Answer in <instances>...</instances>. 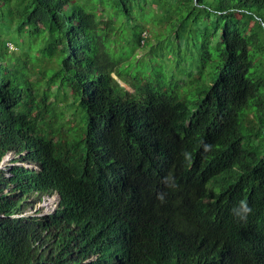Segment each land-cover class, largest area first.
<instances>
[{
  "label": "trees",
  "instance_id": "trees-1",
  "mask_svg": "<svg viewBox=\"0 0 264 264\" xmlns=\"http://www.w3.org/2000/svg\"><path fill=\"white\" fill-rule=\"evenodd\" d=\"M147 10L182 20L185 65L155 80L189 84L192 103L111 53ZM58 54L47 78L35 61ZM70 94L85 131L59 121ZM9 149L39 169H0V264H264V0H0V160ZM33 190L55 210L13 216Z\"/></svg>",
  "mask_w": 264,
  "mask_h": 264
},
{
  "label": "rangeland",
  "instance_id": "rangeland-1",
  "mask_svg": "<svg viewBox=\"0 0 264 264\" xmlns=\"http://www.w3.org/2000/svg\"><path fill=\"white\" fill-rule=\"evenodd\" d=\"M156 13L153 12L152 10H147L144 14H138L135 15V19L131 22L130 27H125L123 30L121 29H115L116 31L114 32L113 36L114 38L119 37V41H121L120 45H122V48L120 49L119 52L115 53L111 50L112 55H114L117 58L120 57H132L129 59V61H134V57H138L142 62L139 64H147V65H134L132 67H129V76H127L129 79H131L132 75H130L133 71V76L136 75L138 72L145 73H152V80L153 84L155 86L159 85V82L161 84L166 83L168 88L175 89L185 100L189 101L192 103V101H195L197 99V92L195 89H191L190 85H184L181 86L177 83H171V85H168V77L166 74L160 78V80H155L156 71H160L159 69L157 70L156 67L158 65H161L165 68V70L170 73L171 70L175 71L176 75H180V72L178 68L181 65H185V60L183 59V55L180 53V58L183 60H180L178 55L179 53L177 50L174 48L179 47V45H182L185 43L178 42V41H172L170 39L171 30L176 29L175 25L178 24L182 20H177L175 18H172L169 20H166L167 18L160 19V18H154V15ZM119 23H127L125 19H119ZM186 25L192 24L191 21L185 22ZM185 27H181V30ZM120 30V32L118 31ZM142 30V36H143V41L140 46L137 44L136 36L140 33L139 31ZM135 32H139L137 35H135ZM119 34V36H118ZM185 39L189 42V45L191 47V50L193 52H198V47H200L201 42H200V37L199 33L196 32L195 30H189L184 32ZM8 38V36H4ZM177 40V39H176ZM22 40H20L21 43ZM144 42L146 43L145 46ZM11 48L17 49L16 44L13 42L9 43ZM26 45V44H24ZM173 49V50H172ZM118 50V48H116ZM17 51V50H16ZM26 52H24V56H26ZM48 60L46 59V62L44 61V65L41 64V62H36L35 63L40 65L41 72H43L47 78H52V76L57 75L62 66L59 60V54L50 58L48 57ZM201 58L199 57V60ZM201 61V60H200ZM28 63H30V59L28 60ZM122 63V62H121ZM137 66V67H136ZM136 67V68H135ZM134 69V70H133ZM165 73V72H164ZM113 76H116L117 73L114 71L112 73ZM150 75V74H149ZM35 77L37 76L36 74L34 75ZM132 80V79H131ZM181 83L183 80L180 81ZM55 86H59L61 88V93L63 94L64 92L68 93L69 91H72L66 82V77L65 73H61L54 79ZM129 91L133 92L134 87L129 85L127 87ZM54 99V98H53ZM67 101L71 102L70 104V109H64V107H60L62 109V113H58L60 116V122L64 124V127L66 129L71 130L72 127L76 126L75 124L77 123V128L78 129H83L85 131V120L86 116L84 114V110L78 105V101L75 99L73 94H70L68 96ZM63 101H59V104H63ZM56 112H59V108L55 109ZM57 119V118H56ZM27 151L25 149L23 150H15V149H9L7 152L4 154L2 159L0 160V169L5 170V174L7 176L11 175V172L8 170L12 165L18 164L22 165L26 168L29 169H38V165L29 161H22L19 158L23 155H25ZM13 185L10 184L6 190H9ZM28 197V206H25L26 209L25 211L21 212V215H30V216H40V215H47L51 212L54 211L56 208L58 201H59V196L57 193L53 194H44L42 195L41 193L33 190L31 191ZM20 215V216H21Z\"/></svg>",
  "mask_w": 264,
  "mask_h": 264
},
{
  "label": "clouds",
  "instance_id": "clouds-1",
  "mask_svg": "<svg viewBox=\"0 0 264 264\" xmlns=\"http://www.w3.org/2000/svg\"><path fill=\"white\" fill-rule=\"evenodd\" d=\"M115 78L118 79V81L120 82L121 85L125 86L126 88L129 87V85L127 83H125L123 80H121L118 75L114 76ZM128 89V88H127ZM39 169V168H38ZM59 196V195H58ZM59 202V201H58ZM55 210V209H54ZM52 213V212H51ZM50 214V213H49ZM21 214L20 213H15L13 214V216L17 217V216H20Z\"/></svg>",
  "mask_w": 264,
  "mask_h": 264
}]
</instances>
